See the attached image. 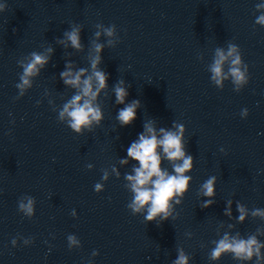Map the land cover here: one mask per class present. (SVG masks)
I'll return each instance as SVG.
<instances>
[{
    "label": "clouds",
    "instance_id": "clouds-1",
    "mask_svg": "<svg viewBox=\"0 0 264 264\" xmlns=\"http://www.w3.org/2000/svg\"><path fill=\"white\" fill-rule=\"evenodd\" d=\"M257 10L264 9V3L257 4ZM6 5L0 4V12L4 11ZM255 24L264 26V12L257 16ZM97 29H102L104 35L113 37L116 26L111 25L104 27L103 24H96ZM81 29L82 25L72 24L69 31L64 32V37L70 42L72 48L80 50L81 45ZM94 35L99 38L100 31H96ZM64 43V41H58ZM113 41H108L112 45ZM67 46V45H65ZM96 53H100L103 45L94 43ZM53 51L51 47L43 52H31L30 59L27 62L18 61L22 68V73L19 76V83L16 88L19 90V97L25 95V89L31 87V77L39 74L40 69L45 67L50 60V53ZM230 60L228 73L224 72V64ZM101 63L99 55L90 58L91 73L85 76L86 69L80 68L77 71H72V65L66 63L65 70L60 73V78L65 85L76 89V93L63 104L58 112V121L66 123V125L76 134H83V130L92 131V125L95 122L99 125L103 119V114L99 104L94 103L97 100L101 90L107 87L108 73L100 69L98 65ZM212 73L210 79L218 87H223V81L231 77L234 90L239 92L244 85L249 82L248 65L244 63L240 48L234 44L227 45V51L217 47L214 50V58L209 66ZM85 76L82 80L81 77ZM123 80H120L113 88L115 93L116 104H123L124 107L118 110L116 116L117 121L121 126H128L137 118V109L140 107L139 100H133L125 104V98L128 96V91L122 85ZM39 103V101L37 102ZM248 109H243L242 117H247ZM144 131L138 135V139L133 141L127 148V157L138 161L139 166L133 168V174H125V179L129 182L127 185L133 193L131 201L127 207L131 209L132 214L144 211V218L147 222H156L158 225L169 219L172 216L175 204H180L185 193L189 191V182L192 181L190 173L193 170L194 158L190 154H186L184 144L185 127L181 123H175L176 131L160 128L162 134L160 138L157 136L156 129L153 127V121H147L143 125ZM162 149L164 157L172 163V172L161 168ZM223 151V149H221ZM121 164H127V159H122ZM89 169L93 166L87 165ZM115 172V168H113ZM117 175H119L117 173ZM108 179V173L103 170L102 180ZM216 176H210L200 186L199 193L209 199L204 200L202 207L207 208L213 204L215 197ZM94 190L99 193L104 190L102 183H96ZM35 198L31 196H23L18 201V210L28 218H32L35 214ZM237 210L240 213L239 221L244 220L245 209L241 205H237ZM75 215V210L72 212ZM226 214L227 211H226ZM253 215L264 217V211L256 209ZM159 217V220L157 219ZM174 218V217H173ZM69 248L73 245H79L80 241L75 235L67 237ZM16 239L12 240L13 246L16 245ZM29 239L24 240V244H29ZM215 247L209 254L210 260H217L222 254L230 252L236 260L250 261L255 256L256 264L264 262V255L261 254V248L264 244L259 242L255 235L249 236L247 239L239 238V236L230 237L227 233L223 238L215 241ZM177 258L172 261V264H188V256L180 248L177 249ZM93 255H98L94 251Z\"/></svg>",
    "mask_w": 264,
    "mask_h": 264
}]
</instances>
